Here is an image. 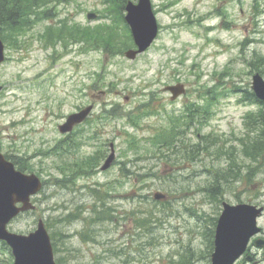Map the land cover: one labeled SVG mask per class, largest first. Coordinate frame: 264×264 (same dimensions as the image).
<instances>
[{
    "label": "rangeland",
    "instance_id": "rangeland-1",
    "mask_svg": "<svg viewBox=\"0 0 264 264\" xmlns=\"http://www.w3.org/2000/svg\"><path fill=\"white\" fill-rule=\"evenodd\" d=\"M127 1L16 0L23 15H0V151L45 182L36 210L8 227L28 234L43 219L61 264H209L222 202L264 203V149L254 161L239 140L246 113L250 128L262 129L264 102L246 89L256 72L264 77V0H151L158 34L133 60L124 56L133 46ZM178 82L186 92L170 101L163 87ZM91 95L100 99L88 121L60 134L58 124ZM191 114L180 148L159 142L172 120ZM110 143L114 160L101 170ZM92 155L96 164L79 171ZM104 204L110 220L97 218ZM257 223L264 230V214ZM8 256L0 242V264Z\"/></svg>",
    "mask_w": 264,
    "mask_h": 264
},
{
    "label": "water",
    "instance_id": "water-1",
    "mask_svg": "<svg viewBox=\"0 0 264 264\" xmlns=\"http://www.w3.org/2000/svg\"><path fill=\"white\" fill-rule=\"evenodd\" d=\"M125 10V20L130 26L137 48L128 49L124 54L134 59L153 42L158 33V24L151 0H138L136 4L129 1ZM93 16L90 14L89 18ZM3 50L0 38V63L4 59ZM251 87L256 97L264 101V79L259 73L253 75ZM164 89L171 92V100L185 92L182 83L168 85ZM92 108L93 105H88L81 111L68 115L66 121L58 126L59 131L61 133L71 131L75 124L88 116ZM113 159L112 149L102 169L108 168ZM41 187V180L36 174H25L17 170L14 164L0 153V240L6 241L10 246L14 257L13 264H56L50 237L42 219L38 220L36 229L26 235L13 233L7 229V224L18 214L35 208L31 196L37 194ZM154 198L163 199L164 195L156 192ZM259 212L260 209L255 205L247 203L231 205L223 202V211L215 229L216 247L212 264H233L243 253L250 237L259 231L256 224Z\"/></svg>",
    "mask_w": 264,
    "mask_h": 264
},
{
    "label": "trees",
    "instance_id": "trees-1",
    "mask_svg": "<svg viewBox=\"0 0 264 264\" xmlns=\"http://www.w3.org/2000/svg\"><path fill=\"white\" fill-rule=\"evenodd\" d=\"M16 11V9L14 10ZM2 12H3V5L1 4L0 2V15H2ZM12 13V11H10ZM14 14V13H13ZM16 19V15H13L10 17V20L11 21H14ZM110 32V31H109ZM112 33V32H110ZM109 34V33H108ZM107 34V35H108ZM106 36V35H104ZM110 36V34L108 35ZM132 39V38H131ZM224 93H227L225 90H220V93L219 94H224ZM249 95L248 97L251 99L250 101L251 102H256L258 103V101L255 99V96L254 94L250 91L248 92ZM212 98V97H211ZM208 113V112H206ZM248 113L246 116H244L243 119H245V124L248 126V131L246 133V136L245 138H239L240 140V145H241V151H242V154L244 156H248L250 157V159L256 161L257 160V157L258 155L261 154V152L263 151L264 149V111H261L260 112V115L258 118H256V122H259L262 129L260 131L259 128L255 129V128H250V125L246 122V120L252 116V114ZM203 118V117H202ZM207 118V117H206ZM191 120V121H195V118H194V115L191 114L189 115V119H185L183 122L180 123L179 120H172L168 126V129L166 130V133H165V130L161 133V135L159 136V142L162 143L163 145H166L165 147H172L173 149H178L180 148V145L178 144V141L180 140V136H182V133H184L182 127L185 126L187 124V122ZM207 119H205L206 121ZM199 121V120H198ZM200 122V121H199ZM201 123V122H200ZM202 123H206V122H202ZM202 125V124H201ZM254 131H259V133H257V135L254 136ZM209 137H206V140L208 141ZM248 139L249 140V145H247L245 142V140ZM206 140H204V142L201 143H198V145H196V149L197 151L199 149H201V152L202 151H205L206 150V147H207V142ZM208 148V147H207ZM222 148V147H221ZM223 149V148H222ZM219 153H223L225 155H227L228 157V160H230V163L229 164H233V165H236L234 160L231 158V156L229 155V153L227 152H224V151H220ZM8 158L12 159L9 155H7ZM95 157L96 155H92V156H89L87 157L88 159H86L84 161V165L82 164H79V171H88L87 168H90V167H93L95 164H96V160H95ZM14 163L18 166L19 169L21 170H27V166L26 165H23L21 166L20 164H18L15 160H13ZM238 175V173H234L233 176L236 178ZM223 179H226V177H222ZM221 178V181L223 180ZM234 179V178H233ZM221 181H216V183L214 182V184L212 185V187H208L206 190H208V192L210 193H213L216 191L217 193V190L222 186L221 185ZM59 185L62 186V187H67V183H66V180L64 179L63 181H58ZM45 184V182H44ZM107 195V194H106ZM105 195V196H106ZM102 206H103V202H102ZM104 209L107 211H104V213H102L99 217V220H104V219H112V214L110 212L111 210V207L109 206H106L104 204ZM105 216V217H102V216ZM73 217L74 216H71V215H68L66 217V221L68 222H71L73 220ZM144 221V220H143ZM48 227V226H47ZM49 228V227H48ZM213 233V230H210V235H212ZM51 240H52V244H53V248H54V252L57 253L58 251H60V248L58 246V238L55 234L51 233ZM63 237V236H61ZM84 238V237H83ZM85 239V238H84ZM209 243H212V239L209 241ZM3 246L6 247V245L3 243L2 244ZM9 253V252H8ZM8 262L7 264H11L12 262V257L10 255V253L8 254ZM57 263L58 264H61V261L62 259H56Z\"/></svg>",
    "mask_w": 264,
    "mask_h": 264
},
{
    "label": "flooded vegetation",
    "instance_id": "flooded-vegetation-1",
    "mask_svg": "<svg viewBox=\"0 0 264 264\" xmlns=\"http://www.w3.org/2000/svg\"><path fill=\"white\" fill-rule=\"evenodd\" d=\"M1 4L4 5V10H3L2 15L7 16L6 18L10 22L16 21V19L14 21H11L10 20L11 16L16 15V18H17L19 17V15H21L20 12L17 10L16 11L8 10L11 7L8 3V0H1ZM10 11H12V13ZM91 97L95 98L97 96L91 95ZM260 207L262 208V213L260 216H262L264 214V203ZM258 235H259V239H261L260 240L261 242L256 243L255 240H253V242L250 241L249 245L247 246L246 251L243 253L241 258L235 261L234 264H264V230L261 227H260V231ZM214 247H215V244L213 243L209 245V253L207 255L209 257V260H208L209 264H211V258L214 252Z\"/></svg>",
    "mask_w": 264,
    "mask_h": 264
}]
</instances>
